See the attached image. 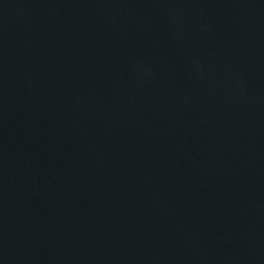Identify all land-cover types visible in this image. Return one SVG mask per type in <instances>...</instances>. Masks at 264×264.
Listing matches in <instances>:
<instances>
[{
    "label": "water",
    "instance_id": "water-1",
    "mask_svg": "<svg viewBox=\"0 0 264 264\" xmlns=\"http://www.w3.org/2000/svg\"><path fill=\"white\" fill-rule=\"evenodd\" d=\"M0 264H264V0H0Z\"/></svg>",
    "mask_w": 264,
    "mask_h": 264
}]
</instances>
